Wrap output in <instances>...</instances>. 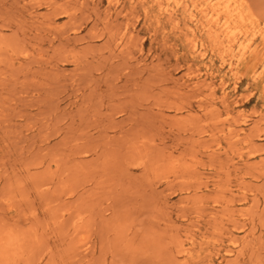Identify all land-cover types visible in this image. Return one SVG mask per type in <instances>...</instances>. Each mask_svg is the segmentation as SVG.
<instances>
[{
	"label": "rangeland",
	"instance_id": "obj_1",
	"mask_svg": "<svg viewBox=\"0 0 264 264\" xmlns=\"http://www.w3.org/2000/svg\"><path fill=\"white\" fill-rule=\"evenodd\" d=\"M0 264H264V0H0Z\"/></svg>",
	"mask_w": 264,
	"mask_h": 264
},
{
	"label": "bare ground",
	"instance_id": "obj_2",
	"mask_svg": "<svg viewBox=\"0 0 264 264\" xmlns=\"http://www.w3.org/2000/svg\"><path fill=\"white\" fill-rule=\"evenodd\" d=\"M174 2H175V1H174ZM215 5H216V4H215ZM222 5H223V4H222ZM213 7H214V6H213ZM211 8H212V7H211ZM217 8L219 9V7H216V8L214 7V10L217 9ZM220 8H221V7H220ZM225 9H226V8H225ZM212 11H213V10H212ZM218 11H219V10H218ZM220 12H221V11H220ZM220 12H219V13H220ZM214 14H215V13H214ZM216 15H217V13H216ZM217 16H218V15H217ZM217 16H216V18H217ZM213 17H214V16H213ZM223 35H224V34H223ZM221 38H222V36H221ZM233 41H234V40H233ZM242 52H243V51H242Z\"/></svg>",
	"mask_w": 264,
	"mask_h": 264
}]
</instances>
